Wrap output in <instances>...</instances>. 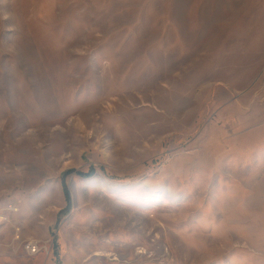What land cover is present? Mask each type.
<instances>
[{
	"label": "rangeland",
	"instance_id": "1",
	"mask_svg": "<svg viewBox=\"0 0 264 264\" xmlns=\"http://www.w3.org/2000/svg\"><path fill=\"white\" fill-rule=\"evenodd\" d=\"M0 209V264H264V0H0Z\"/></svg>",
	"mask_w": 264,
	"mask_h": 264
},
{
	"label": "built area",
	"instance_id": "2",
	"mask_svg": "<svg viewBox=\"0 0 264 264\" xmlns=\"http://www.w3.org/2000/svg\"><path fill=\"white\" fill-rule=\"evenodd\" d=\"M6 211H17L15 206H8L7 208H5ZM0 209V224L9 221L8 215L6 212H3ZM19 229L16 227L15 228V234H14V239H18L19 238ZM22 249L24 251V253L28 256H34L36 254H38L42 247H41V243L39 240H35V239H27L22 241Z\"/></svg>",
	"mask_w": 264,
	"mask_h": 264
},
{
	"label": "trees",
	"instance_id": "3",
	"mask_svg": "<svg viewBox=\"0 0 264 264\" xmlns=\"http://www.w3.org/2000/svg\"><path fill=\"white\" fill-rule=\"evenodd\" d=\"M67 172H71V171H67ZM93 174V169L90 168L87 172L83 173V172H79L78 175L84 178L90 177ZM63 191H64V196L66 198L67 204L69 205V193L67 191V188L65 186V184L63 185ZM57 254V253H56Z\"/></svg>",
	"mask_w": 264,
	"mask_h": 264
}]
</instances>
